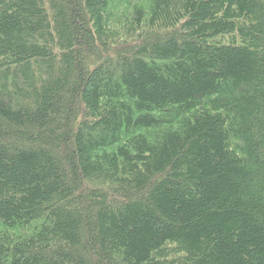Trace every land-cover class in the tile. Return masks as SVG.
Listing matches in <instances>:
<instances>
[{
	"label": "trees",
	"instance_id": "trees-1",
	"mask_svg": "<svg viewBox=\"0 0 264 264\" xmlns=\"http://www.w3.org/2000/svg\"><path fill=\"white\" fill-rule=\"evenodd\" d=\"M0 264H264V0H0Z\"/></svg>",
	"mask_w": 264,
	"mask_h": 264
}]
</instances>
